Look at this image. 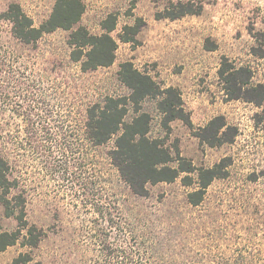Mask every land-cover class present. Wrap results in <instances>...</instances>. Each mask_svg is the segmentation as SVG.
<instances>
[{"label":"rangeland","instance_id":"rangeland-1","mask_svg":"<svg viewBox=\"0 0 264 264\" xmlns=\"http://www.w3.org/2000/svg\"><path fill=\"white\" fill-rule=\"evenodd\" d=\"M82 2L77 26L92 35L103 33L109 15L117 17L114 63L87 73L70 59L71 31L58 29L26 45L4 19L8 7L18 4L39 27L56 0H0V154L20 178L7 198L23 196L25 220L43 231L36 247L25 245L23 231L0 252V264L22 256L28 264H121L114 254L122 247L138 264H264V102L231 99L219 76L223 68H244L243 81L264 85V0H137L134 8L133 0ZM179 2L202 10L165 18L179 11ZM127 25L140 26L133 43L119 38ZM126 62L162 89L178 88L195 131L219 116L237 130L231 143L211 147L182 121L170 123L167 144L177 140L182 157L198 169L224 168L226 176L212 181L199 205L190 202L199 190L197 171L149 184L146 196L136 195L110 163L114 138L97 148L86 139V107L130 95L120 79ZM141 108L152 119L150 137L164 138L157 101L146 98ZM45 120L49 134L40 125L31 129L32 122ZM34 139L37 154L27 144ZM92 157L90 169L85 159ZM186 176L189 186L182 182ZM17 216L7 217L0 202L1 232H14Z\"/></svg>","mask_w":264,"mask_h":264},{"label":"trees","instance_id":"trees-1","mask_svg":"<svg viewBox=\"0 0 264 264\" xmlns=\"http://www.w3.org/2000/svg\"><path fill=\"white\" fill-rule=\"evenodd\" d=\"M137 0H133V8ZM179 11L166 13L165 18L175 20L186 15L199 14L202 7H194L192 3H181L177 6ZM85 12L82 0H56L50 17L39 27L23 11L20 5L11 4L4 13V19L10 22L12 35L26 45L36 44L45 34L52 33L58 29L71 31L68 45L71 48L70 59L79 64L82 73L107 68L111 66L116 58L118 44L111 33L116 28L117 17L111 14L101 27L103 33L92 35L85 27L77 26ZM168 12V11H167ZM120 40L124 43L135 42L136 35L140 32V26H125ZM221 69L220 78L225 82L226 91L231 99H241L261 105L264 102V85L250 86L243 81L246 69ZM121 81L131 90L128 97L108 96L100 103L89 104L83 114L82 131L86 139L94 148L101 147L114 138V147L108 157L112 166L118 171L122 181L126 183L131 191L140 196L148 194L147 186L165 182L172 183L182 176L198 172L199 190L193 193L190 202L199 205L203 194L214 179L224 178V168L216 165L212 169H198L193 163L181 156L177 140L171 145L167 144L171 135L170 123L175 120L182 121L202 143L211 147L231 143L237 130L227 124L224 117L213 118L205 127L194 130L188 114L183 109L181 92L178 88L168 87L162 89L151 76L141 73L134 68L132 63L126 62L121 65ZM151 98L157 101L158 109L163 115V126L166 131L164 138L150 137L151 116L142 112L141 103ZM133 111V116L131 112ZM130 116V117H129ZM129 117V118H128ZM34 128L40 125L39 130L49 134L47 120L39 123L32 122ZM79 131L76 130V133ZM0 132V142L2 140ZM47 142L51 137L46 138ZM32 151L37 154L38 146L33 147L29 140ZM35 145V144H33ZM20 149L24 147L21 144ZM52 148V147H51ZM52 152V150H50ZM50 152V153H51ZM53 155V153H51ZM14 162V161H13ZM87 167H93L94 158H87ZM172 164H176L173 166ZM52 167H56L53 163ZM12 162L8 156L0 154V191L5 195L0 202L5 207V215L16 217L17 229L12 232H1L0 226V252L14 245L22 232L25 231V245L36 247L43 237V231L36 226H29L25 220V199L23 196L7 198L11 191L19 188L20 178L12 175ZM184 185H191L188 176L182 177ZM13 202L16 203L13 206ZM109 249V248H108ZM114 253V252H113ZM116 253V251H115ZM142 259L141 252L136 253ZM111 256V250L107 252ZM116 258H122L121 264H138L135 254L128 248H121L119 253L114 254ZM29 259L20 257L15 264H28ZM140 264V263H139Z\"/></svg>","mask_w":264,"mask_h":264},{"label":"crops","instance_id":"crops-1","mask_svg":"<svg viewBox=\"0 0 264 264\" xmlns=\"http://www.w3.org/2000/svg\"><path fill=\"white\" fill-rule=\"evenodd\" d=\"M192 124H194V125H195L196 123L193 121V122H192Z\"/></svg>","mask_w":264,"mask_h":264}]
</instances>
